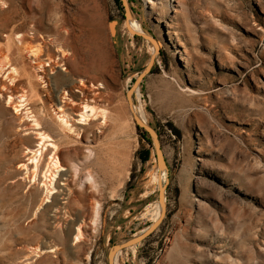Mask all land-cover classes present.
Wrapping results in <instances>:
<instances>
[{"label":"rangeland","instance_id":"rangeland-1","mask_svg":"<svg viewBox=\"0 0 264 264\" xmlns=\"http://www.w3.org/2000/svg\"><path fill=\"white\" fill-rule=\"evenodd\" d=\"M127 6L160 47L132 106L158 135L166 213L117 264H264V0ZM126 21L124 0H0V264H109L113 245L155 222L156 148L127 95L154 45ZM58 48L67 72L54 67L45 86L36 61L62 59ZM78 76L109 121L67 135L51 100ZM35 131L49 133L67 169L52 198L42 186L52 149L37 177L20 163L36 149Z\"/></svg>","mask_w":264,"mask_h":264},{"label":"bare ground","instance_id":"bare-ground-1","mask_svg":"<svg viewBox=\"0 0 264 264\" xmlns=\"http://www.w3.org/2000/svg\"><path fill=\"white\" fill-rule=\"evenodd\" d=\"M126 25H127V29L130 33L134 34L135 32H143L142 31V26L140 23L136 22L132 17H129V20L126 21ZM10 35V34H9ZM21 36V35H20ZM24 36V35H23ZM43 36V35H42ZM9 37V36H8ZM23 37L21 38V41H22ZM45 39V38H44ZM21 44V43H20ZM40 44V43H39ZM154 45V44H153ZM40 46V45H39ZM36 47V46H35ZM38 47V46H37ZM7 48V47H6ZM14 47H12L13 49ZM33 49V48H32ZM59 49V48H58ZM31 50V49H30ZM29 50V51H30ZM39 50V49H38ZM37 50V51H38ZM40 50H43L40 48ZM154 52H153V55L157 52V47L156 45H154ZM10 51V50H8ZM61 53V56H62V59L58 57V59H51L49 60V62H42V61H36V63H38V71L36 73V76L39 80L42 81V83L45 85V86H48L49 83V79H50V75H54L56 74L55 73V68L54 67H59V68H62V71L64 72H67V67H62L64 66V63L67 59V52L65 50V48L62 49H59L57 50ZM58 52V53H59ZM69 52V51H68ZM2 53V52H1ZM5 53V52H3ZM10 53V52H9ZM39 53V52H38ZM41 53V52H40ZM7 54V53H6ZM34 54V53H33ZM1 55V54H0ZM36 55V54H35ZM70 55V54H69ZM37 56V55H36ZM2 57V56H0ZM8 57V56H7ZM6 57V59H8ZM35 57V56H34ZM51 57V56H50ZM49 57V58H50ZM12 59V58H11ZM24 59V58H22ZM2 60V59H1ZM4 60V59H3ZM45 60V59H44ZM47 60H48V57H47ZM7 62V61H6ZM2 63V61H1ZM10 63V61H9ZM34 63V61H33ZM53 63V64H52ZM1 66V65H0ZM7 66V65H6ZM12 66V65H11ZM12 68V67H11ZM13 73L16 72V71H19L17 70V67H13L12 70H11ZM10 71V72H11ZM1 72V71H0ZM57 72V71H56ZM20 73V72H19ZM10 74V73H9ZM21 74V73H20ZM29 74V72H28ZM19 75V74H18ZM30 75V74H29ZM28 75V76H29ZM12 76V75H11ZM15 77V76H14ZM13 77V78H14ZM30 77V76H29ZM27 78V77H26ZM6 79V78H5ZM8 79V78H7ZM12 79V78H11ZM20 79V78H19ZM18 79V80H19ZM85 79L78 76V77H75L73 79V86L70 90L71 93L67 92V91H64L63 92V95L64 96H59L55 99H52V105H51V110H52V113H53V119L56 123V125H58V127L67 135H72V134H75L76 135H79L78 132L80 133L81 130L83 128H86V127H89L91 126L95 121H99L100 119H104V123H105V118L107 119L106 117V112L105 110H102L101 108L99 107H96V104H90V100H94V97L93 96H90V93H93L91 90H88L87 89V86H86V81H84ZM7 81V80H6ZM1 82V81H0ZM4 82V81H3ZM11 83V82H10ZM6 86V85H5ZM13 87V86H11ZM97 87V86H96ZM4 88V86H3ZM89 88V87H88ZM18 89V88H16ZM97 89V88H95ZM74 90V92L72 91ZM94 90V89H93ZM1 91V89H0ZM9 91V88H4L3 91L1 92L2 96H6L7 94H11V93H8ZM19 91V90H18ZM87 91V93H86ZM97 91V90H96ZM21 92V91H20ZM18 93V92H17ZM16 93V94H17ZM79 93V94H78ZM38 92L37 90L34 88L32 90V93H31V97L32 98H35V97H38ZM95 95V93H94ZM128 95V101H129V104H130V108H131V111L134 115V118H140L142 119L143 121H147V118L145 117V114H144V111L139 108V107H136V106H132L131 104V92ZM26 96V95H25ZM97 96V95H96ZM28 97V96H27ZM26 98V97H25ZM20 99V102H22L21 105H23V103L27 100V99ZM99 98V97H98ZM37 99V98H36ZM96 100V99H95ZM15 101V100H14ZM29 101V100H28ZM13 104V103H12ZM26 104V103H24ZM16 105V104H15ZM13 107V105H12ZM23 107V106H22ZM104 109V108H103ZM15 110L16 112L19 110L18 107H15ZM21 110V109H20ZM74 113V114H73ZM109 113V112H108ZM107 113V114H108ZM73 115L76 116V118H74ZM18 115V114H17ZM135 119V120H136ZM108 120V119H107ZM106 120V122L108 123V121ZM34 124H33V127L34 129H39V126H40V123L39 121L34 117ZM103 122H101V124H103ZM107 125V124H106ZM102 126V125H101ZM98 127V126H97ZM96 127V128H97ZM103 128V127H102ZM42 129V128H41ZM99 129V128H98ZM35 133V135H38L37 139H38V143L36 145V149H28V155L26 157L27 158V162H24V161H21V166H26L27 164H30V165H33L34 166V171H33V174H34V177H37V173H38V169H39V163L40 161L42 160V158L44 157L43 156V153L46 152L48 150V148H51L52 151L50 153V156L47 160V165H46V171L44 172V176H43V183H42V186H44V188L46 189V194L47 196L49 195L51 197V195L53 196L55 193H57L58 191L56 190L57 189V182L59 181V179L61 178V176L63 175V173L67 170L60 162L58 156H57V149H58V145L55 144L53 142V139L46 133L44 132H33ZM82 134V133H81ZM80 134V135H81ZM66 135V136H67ZM65 136V137H66ZM49 152V151H47ZM46 152V153H47ZM31 155V156H30ZM45 155V154H44ZM47 158V157H46ZM44 158V159H46ZM43 159V160H44ZM43 162V161H42ZM42 164V163H41ZM29 165V166H30ZM20 167V166H19ZM21 168V167H20ZM41 168V167H40ZM25 169V168H24ZM29 171V170H28ZM40 172V171H39ZM43 174V173H42ZM166 169L165 168H160L159 166V170H158V173H156V177L159 179V189H161L163 187V184L164 183V177L166 176ZM65 184V183H64ZM52 198V197H51ZM47 201H49L47 199ZM160 204H158V209L157 211L155 212V215H154V218L155 221H157L161 214H162V211L164 210L163 208V205L161 203V201H159ZM143 232V231H142ZM140 234V233H139ZM139 234H135L134 236H137ZM77 237H80L82 236V232L80 229L77 230ZM121 252H119L117 255H116V258H115V261H114V264H117V256H119Z\"/></svg>","mask_w":264,"mask_h":264},{"label":"water","instance_id":"water-1","mask_svg":"<svg viewBox=\"0 0 264 264\" xmlns=\"http://www.w3.org/2000/svg\"><path fill=\"white\" fill-rule=\"evenodd\" d=\"M124 4L126 7V18L127 20H129V17L131 16V11L127 6V0H124ZM115 25L116 23H111V27H112V31L113 33L115 32ZM137 32H135L134 34H136ZM140 35H142L144 38H146L148 41H150L152 44L156 45L157 47V52L152 56L150 63L148 65V67L141 73V75L139 76L136 85L134 86V88L128 92V94L131 92V103H132V92L135 90V88L138 86V83L142 80V78L149 73L153 63H154V59L156 58V56L159 54V45L156 42V39L147 34V33H140ZM132 105V104H131ZM136 119V118H135ZM136 123L139 125V127H143L144 129H146L148 131V133L150 134L154 144H155V148H156V154H157V159H158V166H160V168H165L167 170V166H166V162L160 147V142L158 139V135L156 133V131L150 126L147 125L146 123H144V121H142V119H136L135 120ZM159 201H161L164 210L162 211V214L160 216V218L155 221L151 226L147 227L143 232H141L139 235L137 236H133L127 240H124L120 243H117L115 245H113V247L111 248V250L109 251V264H114L116 255L119 252H122L132 246H135L139 243H141L142 241H144L147 237H149L154 231L155 229L160 225V223L162 222L165 213H166V198H165V192H166V184H163V187L161 189H159Z\"/></svg>","mask_w":264,"mask_h":264}]
</instances>
